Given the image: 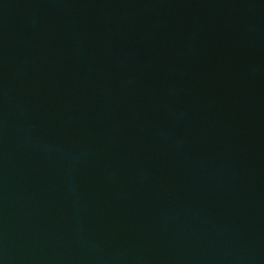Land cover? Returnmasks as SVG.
<instances>
[{"label":"water","instance_id":"obj_1","mask_svg":"<svg viewBox=\"0 0 264 264\" xmlns=\"http://www.w3.org/2000/svg\"><path fill=\"white\" fill-rule=\"evenodd\" d=\"M0 264H264V0H0Z\"/></svg>","mask_w":264,"mask_h":264}]
</instances>
